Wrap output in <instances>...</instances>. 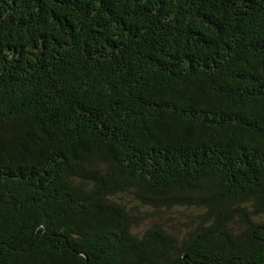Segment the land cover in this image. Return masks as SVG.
Instances as JSON below:
<instances>
[{
    "label": "trees",
    "instance_id": "16d2710c",
    "mask_svg": "<svg viewBox=\"0 0 264 264\" xmlns=\"http://www.w3.org/2000/svg\"><path fill=\"white\" fill-rule=\"evenodd\" d=\"M0 264H264V0H0Z\"/></svg>",
    "mask_w": 264,
    "mask_h": 264
},
{
    "label": "rangeland",
    "instance_id": "374dc122",
    "mask_svg": "<svg viewBox=\"0 0 264 264\" xmlns=\"http://www.w3.org/2000/svg\"><path fill=\"white\" fill-rule=\"evenodd\" d=\"M138 210H140V212L139 213H136L135 215V217L140 221H143L144 220V217H145V212L144 211H142L140 208H138ZM163 221V220H162ZM164 222V221H163Z\"/></svg>",
    "mask_w": 264,
    "mask_h": 264
}]
</instances>
